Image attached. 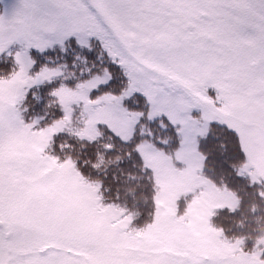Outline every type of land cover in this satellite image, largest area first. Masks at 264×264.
I'll use <instances>...</instances> for the list:
<instances>
[{
	"label": "snow or ice",
	"instance_id": "1",
	"mask_svg": "<svg viewBox=\"0 0 264 264\" xmlns=\"http://www.w3.org/2000/svg\"><path fill=\"white\" fill-rule=\"evenodd\" d=\"M264 0H0V264H264Z\"/></svg>",
	"mask_w": 264,
	"mask_h": 264
},
{
	"label": "trees",
	"instance_id": "2",
	"mask_svg": "<svg viewBox=\"0 0 264 264\" xmlns=\"http://www.w3.org/2000/svg\"><path fill=\"white\" fill-rule=\"evenodd\" d=\"M257 227L260 229H264V221L260 222Z\"/></svg>",
	"mask_w": 264,
	"mask_h": 264
}]
</instances>
